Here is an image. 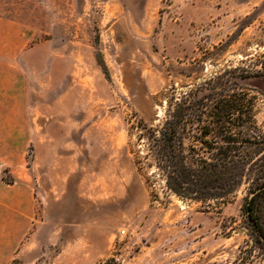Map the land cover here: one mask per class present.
Masks as SVG:
<instances>
[{
    "label": "rangeland",
    "instance_id": "rangeland-1",
    "mask_svg": "<svg viewBox=\"0 0 264 264\" xmlns=\"http://www.w3.org/2000/svg\"><path fill=\"white\" fill-rule=\"evenodd\" d=\"M263 53L264 0H0L2 178L29 171L55 199L9 264H264L245 187L181 198L141 137L171 97ZM244 86L264 126V79Z\"/></svg>",
    "mask_w": 264,
    "mask_h": 264
},
{
    "label": "trees",
    "instance_id": "trees-1",
    "mask_svg": "<svg viewBox=\"0 0 264 264\" xmlns=\"http://www.w3.org/2000/svg\"><path fill=\"white\" fill-rule=\"evenodd\" d=\"M250 60L171 97L162 123L141 137L150 165L181 198L225 201L245 187L243 215L264 244V126L244 86L264 79V53Z\"/></svg>",
    "mask_w": 264,
    "mask_h": 264
},
{
    "label": "crops",
    "instance_id": "crops-1",
    "mask_svg": "<svg viewBox=\"0 0 264 264\" xmlns=\"http://www.w3.org/2000/svg\"><path fill=\"white\" fill-rule=\"evenodd\" d=\"M4 44V43H3ZM4 45L1 43V49ZM18 52V51H17ZM5 169L0 165V264H9L26 258L23 250L29 235H33L46 219L40 218L52 214V193L43 190L38 194V185L30 172H23L14 183H6L2 178ZM51 171V169H50ZM47 172V171H45ZM47 174V173H46ZM51 175V174H50ZM43 198L44 204L41 203ZM71 198H76V195ZM68 196L64 197L66 201ZM60 214H66L64 203H58ZM34 231V232H33Z\"/></svg>",
    "mask_w": 264,
    "mask_h": 264
},
{
    "label": "built area",
    "instance_id": "built-area-1",
    "mask_svg": "<svg viewBox=\"0 0 264 264\" xmlns=\"http://www.w3.org/2000/svg\"><path fill=\"white\" fill-rule=\"evenodd\" d=\"M126 233V230L125 229H122L121 231H120V234L121 235H124Z\"/></svg>",
    "mask_w": 264,
    "mask_h": 264
}]
</instances>
